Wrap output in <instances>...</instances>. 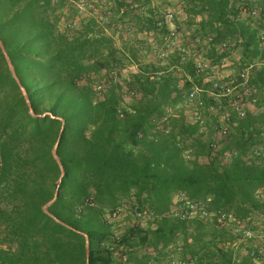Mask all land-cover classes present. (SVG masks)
<instances>
[{
    "label": "trees",
    "instance_id": "obj_1",
    "mask_svg": "<svg viewBox=\"0 0 264 264\" xmlns=\"http://www.w3.org/2000/svg\"><path fill=\"white\" fill-rule=\"evenodd\" d=\"M174 1L0 0V40L38 116L0 48V264H87L79 232L90 264H263L235 230L264 221V68L250 76L256 111L241 119L225 102L224 138L218 117L195 122L187 97L211 89L201 55L218 68L240 51L239 74L264 58V16L244 19V0H181L188 27L175 17L174 47ZM51 114L66 122V175L49 211L74 230L44 212L61 177L63 123ZM127 205L140 221L118 234L113 216Z\"/></svg>",
    "mask_w": 264,
    "mask_h": 264
},
{
    "label": "built area",
    "instance_id": "obj_2",
    "mask_svg": "<svg viewBox=\"0 0 264 264\" xmlns=\"http://www.w3.org/2000/svg\"><path fill=\"white\" fill-rule=\"evenodd\" d=\"M245 2L242 8V17L244 19H252L254 21H259L264 16V7L260 3V0H244ZM247 6H253L249 8ZM175 15L169 13L166 16V22L168 24H173ZM172 38L174 39V47L180 46L182 43V36L177 33L175 28H171ZM214 37L210 36L208 42H213ZM260 47L264 48V28L260 29L259 34ZM202 40L199 39L198 43ZM222 48L224 50L230 49L231 46L228 44H223ZM193 47H185L183 52L186 55H191ZM162 58L166 57V54L161 55ZM264 68V58L258 59L255 62L248 64L246 69H244L239 74V83L236 81L228 80L227 78H220L218 76L217 67H212L209 62L205 61L201 57L197 59V69L199 73H208V82L211 84L210 90H202L196 88L187 97L188 103L191 105V111L195 122L205 124V114L207 113L211 117L219 118V125L217 127L218 138H224L229 135L231 129V114L228 111L225 102L231 111L237 114L239 118H245L247 115V110L250 107L255 108L259 102L258 91L251 86L250 76L255 69ZM206 94L209 96L211 103L206 102L202 95ZM217 148V147H216ZM188 208L191 210V214L195 215L199 212L198 207L195 204L187 203ZM146 215V214H145ZM204 216H208L206 212L203 213ZM118 213L113 216L117 218ZM142 217V214H139ZM220 223H236L237 220L233 216H228L222 214L219 218ZM239 233L244 235L245 240L251 241L255 240L256 245L251 254L252 258L262 261L264 259V236H259L257 233L253 232L246 225H240V229L237 230ZM171 264H189L181 259H174Z\"/></svg>",
    "mask_w": 264,
    "mask_h": 264
},
{
    "label": "rangeland",
    "instance_id": "obj_3",
    "mask_svg": "<svg viewBox=\"0 0 264 264\" xmlns=\"http://www.w3.org/2000/svg\"><path fill=\"white\" fill-rule=\"evenodd\" d=\"M188 5L187 2H182L181 0H178V1H174V2H171V5L169 7H164V11L166 12H170V13H173L175 15V17L179 18L181 20V23H182V27L184 29H186L188 27V24H186L185 22V19H186V6ZM200 20V18L197 19V21ZM171 28H176L174 24L171 25ZM152 41V40H151ZM239 55H237V57H235L234 60H232V62L234 63V65H229L227 68L223 69V70H230L233 69L234 71H236L235 74L231 75V77H229L228 80H232V81H238L237 80V74L239 73V69H240V65H239V62L236 61L237 59L240 58V51L238 52ZM154 57L153 56H148L147 60L148 61H151ZM232 70V71H233ZM137 71V67L136 66H130L129 67V70L125 71L124 72V75L125 77L128 76L129 72H136ZM231 73V72H229ZM221 75H223V73H220ZM221 75H218L220 78ZM250 110H254L256 111L255 109L256 108H253V107H250L248 108ZM213 122V119L211 116H208L207 114H205V123H212ZM115 221V224H116V229H117V233L118 234H123L127 228L129 226H132L134 224H136L139 220V218L135 215L134 211H132L131 209V206L130 205H127L125 207V210L124 212H122L120 215L117 216V218L114 219ZM256 222V226H257V230H256V233L259 235V236H264V221L262 219H259V218H256L255 220ZM145 223V221H144ZM235 233L237 234L238 231L235 230ZM263 264H264V260H263Z\"/></svg>",
    "mask_w": 264,
    "mask_h": 264
},
{
    "label": "water",
    "instance_id": "obj_4",
    "mask_svg": "<svg viewBox=\"0 0 264 264\" xmlns=\"http://www.w3.org/2000/svg\"><path fill=\"white\" fill-rule=\"evenodd\" d=\"M0 48H1V50H2V52H3V54H4V56H5L6 62H7V64H8L9 70H10V72H11L13 78H14L15 81L17 82L19 88L21 89V92H22V94H23V97H24V99H25V101H26V103H27V105H28V107H29V109H30V112H31L32 116H34V117H38V116L35 114L34 110H33L32 103H31V100H30V98H29V94H28L26 88L23 86V84H22V82H21V80H20V78H19V76H18V74H17L16 68H15V66H14V64H13V61H12V59H11V57H10V55H9V53H8V51H7L6 47H5V45H4V43H3L1 40H0ZM51 115H52V114H51ZM45 116H46V115H44L43 117H45ZM52 117H53L54 119L56 118V117H54L53 115H52ZM56 119H60V120L62 121V123H63V128H62V132H61V134H60L59 140H58L57 144L55 145V147H54V149H53V157H54L55 161L57 162V164H58V166H59V168H60V171H61V177H60V179H59V181H58V183H57V184H58V189H57V191H56V193H55V197H54V199H53L51 202H49V203L44 207V212H45V214H47L49 217H51L52 219H54L57 223H59V224L65 226V227H67V228H69V229H71V230H74L72 227H70V226H68L67 224H65L64 222H62L60 219H58L56 216H54V215L49 211V208H50V207H51V206L57 201V199H58V197H59V195H60V188H61V185H62L63 179H64V177H65V175H66V171H65L64 165H63L62 160H61V158H60V156H59V154H58V150H59V146H60V144H61V140H62V138H63V132H64V127H65V125H66V122H65L64 119H61V118H56ZM79 233L82 234V235L86 238L87 264H90V259H91L90 237H89L87 234H85V233H82V232H79Z\"/></svg>",
    "mask_w": 264,
    "mask_h": 264
},
{
    "label": "crops",
    "instance_id": "obj_5",
    "mask_svg": "<svg viewBox=\"0 0 264 264\" xmlns=\"http://www.w3.org/2000/svg\"><path fill=\"white\" fill-rule=\"evenodd\" d=\"M183 44H184V43H183ZM237 55H239V53H236L235 56H233V57L230 58L229 60L225 61V63H224L222 66L218 67V69H217V71H218V75H221L220 73H223V75H221V77H222V78H227V79H229V77H231V75H233V74L236 73V71H234L233 69H231V71H230V70H223V69L227 68L229 65H234V63L232 62V60H234L235 57H237ZM201 56H202L201 58L205 59L204 55H201ZM240 57H241V56H240ZM236 61L239 62V59H237ZM239 65H241L240 62H239ZM232 70H233V71H232ZM239 70H240V69H239ZM229 72H231V73H229ZM238 74H239V73H238ZM238 74H237V76H238Z\"/></svg>",
    "mask_w": 264,
    "mask_h": 264
}]
</instances>
